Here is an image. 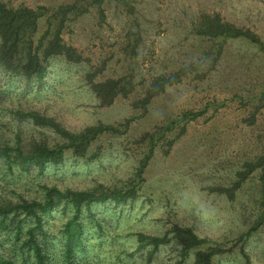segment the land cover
I'll use <instances>...</instances> for the list:
<instances>
[{
	"label": "rangeland",
	"instance_id": "obj_1",
	"mask_svg": "<svg viewBox=\"0 0 264 264\" xmlns=\"http://www.w3.org/2000/svg\"><path fill=\"white\" fill-rule=\"evenodd\" d=\"M8 6L57 7L75 0H0ZM64 41L79 61L50 57L41 79L0 65V143L32 136L62 141L25 112L53 117L70 131L110 124L83 156L66 149L62 162L22 170L0 159V202L64 190L139 186L132 199L83 204L79 245L66 255V199L49 213L10 211L0 218V255L38 264L36 246L51 264H197L195 252L218 244L211 264H264L261 168L238 185L240 172L264 154V48L246 36L213 34L210 17L248 30L264 43V0H79ZM81 10V11H82ZM51 13V10L48 12ZM47 27L39 20V33ZM215 29V28H214ZM174 78L145 106L159 76ZM119 79L125 93L102 104L92 83ZM191 112H200L191 117ZM138 177L143 157L149 154ZM221 188V190H220ZM206 238L186 254L172 227ZM166 237L156 245L139 234Z\"/></svg>",
	"mask_w": 264,
	"mask_h": 264
},
{
	"label": "trees",
	"instance_id": "obj_2",
	"mask_svg": "<svg viewBox=\"0 0 264 264\" xmlns=\"http://www.w3.org/2000/svg\"><path fill=\"white\" fill-rule=\"evenodd\" d=\"M79 0L72 3H63L57 7L48 8L40 6L32 8L28 6H8L0 1V65L7 71L21 75L26 79L32 77L41 79L47 70L50 57L62 55L68 61H79L80 54L76 49L68 45L63 37V28L68 20L69 14L77 15L82 13ZM51 10V13H48ZM46 16L47 27L39 33V20ZM215 23H211L213 34H224L227 36H246L254 42H258L261 48L264 43L248 30H242L227 22H221L219 17H210ZM215 28V29H214ZM174 82V78H165L159 76L151 83L141 103L145 106L157 93L164 89L168 84ZM92 90L100 99L102 104H110L120 93H125L120 85L119 79H107L92 83ZM200 112H191L188 114L195 117ZM25 114L34 121L52 128L60 135L62 141L51 144L44 137L32 136L24 143L20 136H17L15 144L5 142L0 143V159L9 160L10 164L18 166L22 170L31 168H43L48 163L57 164L62 162L66 149H71L74 155L83 156L90 143L98 134L104 131H120L116 126L110 124H96L84 127L79 131H70L62 126L53 117L40 115L36 111L29 110ZM149 154L145 155L138 167L137 176L141 173L147 163V160L154 146V137L150 134ZM245 171L240 172L242 176L236 181L238 186L247 175L255 168H261V215L259 221L264 218V154L255 162L249 164ZM139 184L136 181H129L119 188L103 189H71L62 190L57 185H46L44 187V196L42 200H22L18 202H0V218L5 217L10 211L23 210L33 215L37 223L40 222L42 213H49L55 208L60 200L66 199L74 207V214L64 224L65 249L69 257L76 246L79 245L81 233L80 224L77 217L83 204L89 205L91 202H101L112 200L114 202H125L132 199L137 191ZM221 190V188H220ZM174 238L181 245L182 253L186 254L191 248L201 246L207 242L206 238L198 236L190 227H172ZM144 238L156 245L158 242H164L166 237L145 236L139 234L140 242ZM223 248L218 245H208L204 249H198L195 252V261L197 264H211L213 255L221 253ZM36 255L38 264H51L46 258L45 253L40 252L36 246ZM0 264H15L9 258L0 255Z\"/></svg>",
	"mask_w": 264,
	"mask_h": 264
}]
</instances>
